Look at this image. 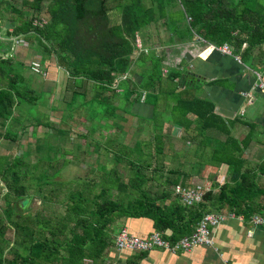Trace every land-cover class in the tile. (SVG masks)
<instances>
[{
    "label": "trees",
    "instance_id": "16d2710c",
    "mask_svg": "<svg viewBox=\"0 0 264 264\" xmlns=\"http://www.w3.org/2000/svg\"><path fill=\"white\" fill-rule=\"evenodd\" d=\"M14 2L0 0V25L11 22L8 38H23L42 50L47 59L39 63L53 82L35 85L25 74L30 63H13L6 57L11 44L0 39L1 139L11 146L9 152L0 151V264H113L118 230L114 226L120 222L151 221V233L175 242L193 234L207 213L229 212L249 219L264 207V160L250 165L244 156L253 131L243 138L228 135L230 123L242 120L228 123L211 103L185 95L193 89L176 94V105L169 109L172 122L186 130L193 125L188 116L194 115L201 132L218 130L226 138L222 148L211 150L193 137L194 146L186 151L187 171L164 161L176 160L174 144L166 140L170 133L155 130L151 143L134 147L119 143L118 133L107 137L105 144L95 136L100 130L123 129L117 122H127L117 114L122 104H129L130 110L143 104L134 81L118 82L129 70L136 33L155 25L170 32L171 25L187 21L183 37L197 35L215 47L227 44L233 55L253 66L255 59L264 63L262 0H24L29 18ZM9 11V17L3 15ZM115 12L118 20L113 18ZM163 60H151L161 76ZM181 76L175 71L168 78ZM130 81L134 87H129ZM115 86L126 91L120 106L111 102L117 96ZM58 88L62 105L56 104L54 112L60 122L52 124L51 105L45 102ZM75 112L88 123L89 134L74 133ZM158 124L153 119V125ZM44 128L45 135L38 136ZM75 136L87 142V150L79 151ZM89 151L106 158L113 154L126 174L109 170L99 160L88 176L72 172L73 163ZM189 154L194 158L189 159ZM198 166L207 171L212 188L200 204L185 207L174 190L179 185L189 187L188 180L199 174ZM225 170L223 181L213 178L214 171ZM36 199L39 206L33 207ZM128 252V264L143 263L146 257Z\"/></svg>",
    "mask_w": 264,
    "mask_h": 264
},
{
    "label": "crops",
    "instance_id": "0c3cea01",
    "mask_svg": "<svg viewBox=\"0 0 264 264\" xmlns=\"http://www.w3.org/2000/svg\"><path fill=\"white\" fill-rule=\"evenodd\" d=\"M187 25V21H181L177 26L171 25L167 41L163 39L162 31L168 33L159 25L147 28L144 33L135 34V51L128 57L129 77L123 79L124 74H127L124 73L118 80V82L127 81L130 78L137 84L136 90L141 93L140 102L143 104L135 106L132 114L138 119L151 118L152 133L155 130L165 133L167 128L171 129L172 135L175 132L180 133L179 137H185L186 143L190 142L187 151H191L194 146L193 137L196 142L205 143L211 150L222 148L226 135L218 130L201 132L196 116H188L193 125L186 130L175 126L172 122L169 109L176 105V94L187 93L185 95L191 98H199L211 103L215 112L228 123L242 120L238 124L230 123L231 131L229 128L228 135L233 134L238 138H243L246 133L253 131V138L244 156L250 165L260 163L264 160V155L259 158L255 154L258 149H264V88H261L264 80V63H256L255 59V62L252 60L253 66L246 65L240 56L233 55L232 50L231 55L225 54L218 50V47L206 44L197 35L183 37L182 31ZM137 40H139L138 43ZM143 55L146 57V68L137 64L139 59L142 60ZM159 57L164 58L161 69L163 76L154 72L151 63L152 58ZM174 71L182 73L180 79L168 78ZM58 74L61 77L62 73L58 72ZM256 74L260 75L261 80ZM154 77L155 80L152 81ZM131 81L129 87H134ZM52 82L48 80L46 84ZM59 82L62 84L64 78H59ZM188 89H193L194 92H185ZM115 92L120 98L119 104L115 106H120L126 91L124 88H116ZM89 94L92 96L93 92ZM142 97H146L145 101ZM254 106L259 110L252 113ZM149 108L151 117L148 116ZM144 110L146 112H143ZM118 112L125 114L120 109ZM153 119H158L159 124L153 125ZM190 155L189 159L194 158ZM183 163L184 166L187 165L186 161ZM227 171H214L212 176L213 178L219 176V180L223 181ZM205 180L208 183L200 187L212 188L208 175ZM196 187L197 185L189 186V188ZM114 228H126L129 234L145 238L152 234L153 223L144 219H130L116 224ZM210 238L213 243L212 247L200 245L189 252L170 253L154 249L150 253H139L146 255L143 263L140 264H264V229L252 228L248 222L228 220L212 228ZM114 251L111 258L117 261L113 264H128L127 258L131 253L117 249Z\"/></svg>",
    "mask_w": 264,
    "mask_h": 264
},
{
    "label": "rangeland",
    "instance_id": "374dc122",
    "mask_svg": "<svg viewBox=\"0 0 264 264\" xmlns=\"http://www.w3.org/2000/svg\"><path fill=\"white\" fill-rule=\"evenodd\" d=\"M262 1L264 3V0H262ZM23 5H24V0H15V2H14V7L18 10L24 9ZM46 6H47V3L44 4V7H46ZM24 11H25L26 18H29L30 17L29 9H24ZM3 15L9 17L11 15V11L3 12ZM113 18L115 20H118L119 14H117L115 12ZM4 20H6V19H4ZM44 22H45V20H44ZM7 24L12 25L11 22H7L6 24L3 23L0 25V39H3V42L5 44H8L7 46H9L11 44L10 47H12L11 52L9 54H7L6 57H11L13 63H27V64H28V62L30 64H32L33 62L39 63L40 60L47 59V57L43 54L42 50L40 48H37L35 45H32L31 42L25 41L23 38L20 40L13 39L11 37L8 38L7 31L10 30V32H11L13 27L6 28ZM171 27H170V29H171ZM169 35H170V33L166 34L164 31H162V37L165 41L168 40ZM148 43H150V42L148 41ZM175 52H176V50H175ZM137 64L142 66L143 68H146V65H147L145 58L142 60L139 59ZM61 73L63 75L62 71H61ZM25 74L27 77L30 78V80H32L33 82L35 81V85L41 84L43 81L46 82L47 80H49V74L48 73H47L46 77H41V76L36 77L34 75L32 76L30 71H28ZM126 75L129 77L128 73ZM256 76L259 77L260 75L256 74ZM262 76H263V73H262ZM61 78H63V77H61ZM124 78L125 77H123V79ZM263 84H264V80H263ZM53 85H55V84H53ZM47 91L49 92L50 89H48ZM70 96H71V94H67V96H66L67 100L71 99ZM61 99H62V95L60 94L59 88H58V90H55L53 93H49V96L47 98V102H45V104L48 103L49 105H51L52 110H51V114H50V122L52 124L53 123L58 124L60 122V119H59L60 116H56V115H58V112L55 113L54 108H56V106H58L56 104H58V103L60 104ZM145 99H146V97L145 98L142 97L143 101H145ZM111 100H112L111 102L114 105H117V104H119L118 101L120 100V98H119V96H116V97L114 96V98H112ZM76 102L73 104V106L76 105ZM121 104H122V102H121ZM61 105H62V103L60 104V106ZM135 106L136 105H133V107H135ZM120 108H121L120 110L124 111L125 114L123 112H120V113L117 112V114L119 116H121V118H125L127 120V122H123V121L117 119V122L122 125L123 129L117 130L115 127H112V128H110V130H107V131H105V129L102 131L101 130L97 131L95 136L98 137L99 139H102L103 144H105L106 138L109 137L112 133H118L117 141L119 143H126L130 147H134L136 145V143H141V144L151 143V140L154 137V134H152V132H151V121L136 118L132 114L133 112H132V110H130L131 107L129 104H122L120 106ZM258 110L259 109L254 106L252 113H255ZM143 112H146V111L144 110ZM126 113H128V114H126ZM148 116L151 117V109L150 108L148 110ZM71 119L75 120V121H72V125L75 128L74 133H78V132L88 133V134L90 133L89 132L90 128L88 127L89 126L88 123L83 122V119L80 118V116L77 112L74 113V116ZM113 121L114 120L111 119L108 121V123L112 124ZM3 131H4L3 128H1V126H0V151L9 152V150L11 148L10 144H8L7 141H4L3 139H1ZM170 131H171V129L167 128V131L165 133H170ZM45 132H47L46 128H44L42 131H38L37 135L38 136H44ZM170 134H171V136L167 135L170 137H168L166 140L168 142H171L174 144V146L172 148H173L174 154L177 153L175 156L176 160H174V162H171L172 158L167 157L164 159V161L166 162V165H167V163H169L171 168L181 167V168H183V170L187 171L189 169V167L186 165L184 166L183 162H185V160L187 161V159H186L187 153L185 152V150L187 151V149L189 148L190 142L186 143L185 137H183V138L179 137L181 135L180 133L175 132L172 135V132H171ZM75 138H76L75 143H77L78 145L79 144L81 145L82 150H79V151L87 150L86 149L87 142L84 139L79 138L78 136H75ZM30 139H32L31 136H30ZM21 142L23 143V140H21ZM12 151H14L17 154L20 152V149L17 147H12ZM89 152L90 153L86 154L84 157L80 156V158L77 159L73 163L74 171H72V172H77L83 177L88 176L90 173H92L91 169L94 168L97 160H99L101 165H102V163H105V165L107 166V168L109 170L114 168V169L118 170L119 172L121 171L122 174H124V175L126 174V170H125L126 167L123 166L122 163L115 162L113 154H111L109 158H106L104 156H100V154H97L94 151L93 152L89 151ZM263 155H264V149H258L256 151L255 156L262 158ZM83 160H84V162H82ZM254 165H255V163H254ZM200 169H201V166H198V168L196 170L199 171V174H197L193 180L192 179L188 180V182L191 183L190 186L197 185V187H200L203 184L208 183V181L205 180V178H207V175H208L207 171L205 170V168H202L201 170ZM39 203H40V199H36V202L33 204V207H38ZM12 235H13L12 233H7L8 237H11Z\"/></svg>",
    "mask_w": 264,
    "mask_h": 264
},
{
    "label": "built area",
    "instance_id": "2783aa9c",
    "mask_svg": "<svg viewBox=\"0 0 264 264\" xmlns=\"http://www.w3.org/2000/svg\"><path fill=\"white\" fill-rule=\"evenodd\" d=\"M138 42L139 40H137V43ZM217 49L222 53L229 55L232 54L230 47L227 45L220 46ZM29 71L36 77L47 76L45 68L39 63L33 62L30 64ZM123 77L126 78L127 75L124 74ZM258 78L261 80L260 76ZM261 88H264L263 84L261 85ZM209 190H211V188L208 186L203 188H189L179 185L174 192L175 195L180 198L185 207L191 208L200 204L205 197V193ZM228 220L248 222L252 228L264 229V207L252 214L251 217L246 220L242 215H235L234 213L229 212L207 213L198 223L196 231L193 234L185 235L175 242L166 240L159 232H153L147 237L141 238L129 234L126 228H121L115 231V247L118 251H130L134 253H148L154 249H159L163 252L178 253L192 251L200 245L212 247L213 243L210 238L211 229L218 227Z\"/></svg>",
    "mask_w": 264,
    "mask_h": 264
},
{
    "label": "water",
    "instance_id": "95a60500",
    "mask_svg": "<svg viewBox=\"0 0 264 264\" xmlns=\"http://www.w3.org/2000/svg\"><path fill=\"white\" fill-rule=\"evenodd\" d=\"M6 26H7L6 28H9V27H12L13 25L7 24Z\"/></svg>",
    "mask_w": 264,
    "mask_h": 264
}]
</instances>
